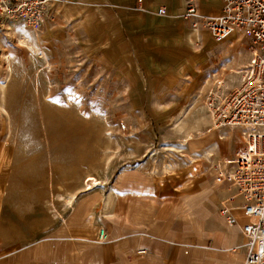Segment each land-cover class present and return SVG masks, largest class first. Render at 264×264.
<instances>
[{
    "label": "rangeland",
    "instance_id": "374dc122",
    "mask_svg": "<svg viewBox=\"0 0 264 264\" xmlns=\"http://www.w3.org/2000/svg\"><path fill=\"white\" fill-rule=\"evenodd\" d=\"M54 4L39 31L0 15V264H44L52 250L59 264H89L92 250L99 264H241L238 230L204 232L214 219L237 229L218 214L227 193L214 174L242 146L237 130L213 129L204 100L216 80H239L249 39L168 27L143 45L136 26L150 18L116 27L105 10ZM86 197L96 203L81 215ZM151 215L150 234L181 230L182 244L152 257L120 249L134 238L113 229L148 232L126 219Z\"/></svg>",
    "mask_w": 264,
    "mask_h": 264
},
{
    "label": "built area",
    "instance_id": "2783aa9c",
    "mask_svg": "<svg viewBox=\"0 0 264 264\" xmlns=\"http://www.w3.org/2000/svg\"><path fill=\"white\" fill-rule=\"evenodd\" d=\"M56 0H0V15L39 31L51 20ZM164 14L160 8L157 12ZM182 19L193 30H205L214 43L231 35L249 39L247 58L239 80L231 86L217 80L205 94V108L215 130H237L242 146L216 166L214 183L226 188L218 214L227 225L238 227L243 261L264 264V0H221L220 12L206 15L192 0ZM238 209L246 221H239ZM99 240L106 238L101 228Z\"/></svg>",
    "mask_w": 264,
    "mask_h": 264
},
{
    "label": "crops",
    "instance_id": "0c3cea01",
    "mask_svg": "<svg viewBox=\"0 0 264 264\" xmlns=\"http://www.w3.org/2000/svg\"><path fill=\"white\" fill-rule=\"evenodd\" d=\"M66 1H75V2H81L83 4H87V6L92 7L93 8V12H98L101 10H105L109 13L115 14L118 18V24L116 25V27H122L125 23L124 19L127 18V14H130L132 16H134L136 18V22L137 19H143V18H150V20L159 25L160 29L156 30V27L151 26L152 22L150 23L149 27H146L143 24H140L139 26H136L137 29H140L142 31V34L144 36V38H142V44L143 45H150L152 42H154L157 38L160 37H165L167 32L166 29L169 27L171 31H173L174 29V34L176 35H180L181 32L180 30L182 29V27L185 30V34H187L188 36H195L197 34H199V32H195V31H187V29L189 30L190 28L187 26L186 22L182 19V14L185 11V7H186V2L188 0H66ZM197 8L198 11L202 14H206V15H216L220 12L221 9V0H192ZM62 2V1H60ZM59 4H54L56 6H65L63 5V3ZM68 4V3H67ZM139 8V11L135 13V11L137 10H133L134 8ZM56 8V7H55ZM162 8L164 10V14L163 15H159L157 12L158 10ZM101 9V10H100ZM132 10V11H131ZM117 13V14H116ZM153 14V15H152ZM180 19V20H179ZM126 27V26H124ZM145 28L147 30V32H145ZM191 30V29H190ZM179 32H181L179 34ZM72 197V200L70 202V204L67 203L68 198ZM70 197H68L67 199H65V204L72 207L75 196L73 194L70 195ZM93 198L91 197H86L85 201L87 204V207H85L84 209H82V211L80 210V212L82 213L81 215L85 214L84 211L88 210V206H92L93 204H95L96 202H93ZM140 203L142 204H147L141 200H139ZM125 213V212H124ZM211 214V212H210ZM91 216V214L88 212L84 218L88 219V216ZM124 215V214H123ZM210 216V215H209ZM152 215L150 216V221L151 223L146 225H140V224H135L133 219H126L125 216L124 218L126 220H131L132 225L135 227L134 229L137 231H140L139 227L140 226H146L148 228V232L145 231H140V232H128L127 229L125 228H116L113 229L112 231V237H117L120 235H124L122 237H125L126 239H131L134 238V244L130 245L127 243H122L120 244V249H124L125 246H129L128 248H132V252H137V253H141V254H146L147 256H162V255H166L167 252L172 249L174 246L176 245H181L184 241V233L181 230H172L171 232H174L173 236L171 239L165 238V237H159L154 235V232H158L155 231L153 228V221L151 219ZM208 217V216H207ZM206 217V218H207ZM237 217L238 214H237ZM205 218V219H206ZM240 218V217H239ZM242 221L244 222L245 220L243 218ZM85 221V222H86ZM214 221V226L218 227L219 229H215V230H206L204 228V232H215V236L216 237V232H236L237 229H227L222 227V223H220V221L218 220H213ZM92 223V220H91ZM91 223L89 226L86 225V227H90ZM127 231V232H126ZM150 232H153L150 234ZM239 234V231H238ZM109 242V241H107ZM90 244V243H89ZM90 246H92V244H90ZM89 247V246H88ZM53 251V250H52ZM52 251H50V255L49 258H47V255H45L44 257V264H59L60 263V257L57 256L54 253H51ZM96 252H98V250H92V255L88 257L87 263L89 264H99V260L96 257ZM38 264H43V261H40Z\"/></svg>",
    "mask_w": 264,
    "mask_h": 264
},
{
    "label": "bare ground",
    "instance_id": "6f19581e",
    "mask_svg": "<svg viewBox=\"0 0 264 264\" xmlns=\"http://www.w3.org/2000/svg\"><path fill=\"white\" fill-rule=\"evenodd\" d=\"M193 31V30H192ZM199 31H202V30H198V31H195V32H199ZM234 37V35H231L230 37H228L226 40H231L232 38ZM223 43V42H222ZM240 73V70H239V72H238V74ZM213 129H214V127H213ZM215 130V129H214ZM239 210L237 209V210H233V212H234V214L236 215V212H238ZM240 212V211H239ZM240 214H241V212H240ZM240 218H243L245 221H246V219H245V216L242 214V216L241 215H238ZM236 217H237V215H236ZM238 218V217H237ZM239 220V219H238ZM244 221V222H245ZM222 236H226V235H222ZM229 238H227V237H225V241L226 240H228ZM239 261V258H236V259H230V262H234V263H237ZM243 261V260H242ZM242 263V262H241Z\"/></svg>",
    "mask_w": 264,
    "mask_h": 264
}]
</instances>
